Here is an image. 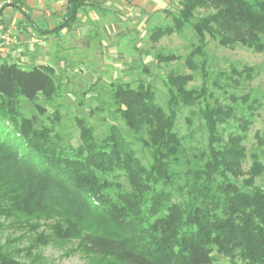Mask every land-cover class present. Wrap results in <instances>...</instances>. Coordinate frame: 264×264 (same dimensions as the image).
<instances>
[{"label":"trees","instance_id":"1","mask_svg":"<svg viewBox=\"0 0 264 264\" xmlns=\"http://www.w3.org/2000/svg\"><path fill=\"white\" fill-rule=\"evenodd\" d=\"M68 1L64 20L54 32L70 30L77 21L82 3ZM181 8L174 26L154 29V41L188 25L200 44L196 55H203L207 35L223 46L264 51V0H183ZM197 8L215 13L194 21ZM158 59L172 62L181 57ZM187 63L200 72L202 86L189 90L192 76L169 74L168 115L155 103L152 89L128 86L115 93L130 129L149 147L152 164L146 168L114 124L102 140L93 128L83 129L79 147L63 144L48 128H34L18 103L52 94L53 69L24 68L0 59V219L30 227L36 235L31 249L77 241L80 252L97 264H214L215 250L238 254L246 264H264V165L256 156L249 188L240 187L245 135L224 138L231 120L243 121L240 128L247 131L245 113L259 103L250 94H231L229 105L210 104L214 94L207 84L206 62L195 63L190 56ZM233 75L238 79H230L237 86L241 79L251 80L252 71L233 70ZM215 85L225 90L218 81ZM182 106L201 107L209 133L207 148L188 146L176 130ZM117 171L125 173L131 191L113 180ZM259 178L262 186H254ZM172 187L182 195L186 191L183 203L170 204ZM163 210L167 213L161 214ZM43 226L49 234L38 232ZM10 245H0V264H23L12 256Z\"/></svg>","mask_w":264,"mask_h":264},{"label":"rangeland","instance_id":"2","mask_svg":"<svg viewBox=\"0 0 264 264\" xmlns=\"http://www.w3.org/2000/svg\"><path fill=\"white\" fill-rule=\"evenodd\" d=\"M20 1H24L28 8V4L35 2ZM79 1L82 9L70 30L64 28L63 31L43 34L25 22H16L10 28L15 42L6 57H0L2 61L24 68L48 66L53 69L52 94H40L35 101L22 99L18 103V108L32 121L34 128H48L62 137L63 144L79 147L83 129L93 128L95 136L102 140L104 132L114 124L123 130L141 164L149 168L152 164L149 147L130 129L118 109L115 93L120 87L128 86L132 89L142 86L152 89L155 103L168 115L166 79L169 74L192 76L187 87L189 90L202 86L200 72L192 70L187 63V58L192 56L195 63L206 62L207 84L214 94L210 104L229 105L232 103L231 94H250L252 100L259 103L252 113H245L247 131L240 128L244 125L243 121L231 120L232 127L224 134L225 141L232 133L245 135L240 147L246 158L239 165L237 182L240 187L249 188L248 180L255 157H259V162L264 165V51L257 52L241 45L223 46L219 39L207 35L203 55H196L200 44L196 32L188 25L154 41V29L174 26L173 18L182 9L183 0ZM60 12L62 15L52 13L47 19L39 15L36 20L30 11V17L42 30L50 31L62 24L65 9ZM214 13L211 9L197 8L194 21ZM167 55L181 59L159 61V56ZM247 69L252 71L251 80L241 79V84L236 86L230 79H238L233 70L243 72ZM217 81L225 86V90L216 87ZM228 84L233 87H226ZM200 109V106L180 107L176 130L188 146L203 150L209 145V133L200 116ZM239 118L243 119V116L239 115ZM113 180L123 190L131 191L124 172L117 171ZM262 184V178H259L254 186L261 187ZM170 190L174 195L171 205L185 201L186 191L182 195L173 187ZM166 213L163 210L161 214ZM13 222L0 219V245L11 241L10 252L17 261L23 264H97L80 252L77 241L31 249L35 233L30 227H17ZM42 231L49 234L44 226L38 232ZM213 256L214 264H246L238 254L232 257L215 250Z\"/></svg>","mask_w":264,"mask_h":264},{"label":"crops","instance_id":"3","mask_svg":"<svg viewBox=\"0 0 264 264\" xmlns=\"http://www.w3.org/2000/svg\"><path fill=\"white\" fill-rule=\"evenodd\" d=\"M66 1V2H65ZM3 5L0 10V26L5 29H10L12 25L16 22L30 24L35 31H38L43 34L54 32L56 28L51 29L50 31L42 30L41 27L34 21L38 19V16L41 15L42 18L47 19L50 14L54 13L59 15L63 9H65V16L67 13L69 1L68 0H35L33 4H28L29 8L24 1L15 0L13 3H3L0 0V6ZM29 10V11H28ZM30 11L33 13V17L36 20L31 19ZM62 15V14H60ZM24 25V24H22ZM63 31V30H62Z\"/></svg>","mask_w":264,"mask_h":264},{"label":"built area","instance_id":"4","mask_svg":"<svg viewBox=\"0 0 264 264\" xmlns=\"http://www.w3.org/2000/svg\"><path fill=\"white\" fill-rule=\"evenodd\" d=\"M14 42L13 31L0 26V57H6Z\"/></svg>","mask_w":264,"mask_h":264}]
</instances>
